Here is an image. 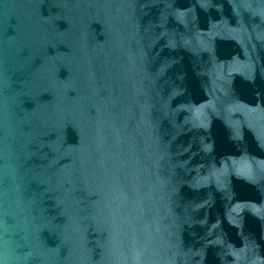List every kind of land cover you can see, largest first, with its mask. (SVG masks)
I'll use <instances>...</instances> for the list:
<instances>
[{"label":"water","instance_id":"water-1","mask_svg":"<svg viewBox=\"0 0 264 264\" xmlns=\"http://www.w3.org/2000/svg\"><path fill=\"white\" fill-rule=\"evenodd\" d=\"M0 264H264V0H0Z\"/></svg>","mask_w":264,"mask_h":264}]
</instances>
